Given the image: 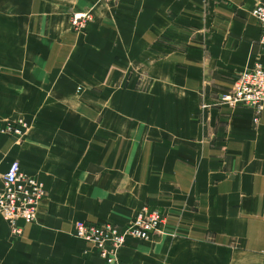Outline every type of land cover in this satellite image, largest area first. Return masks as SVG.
<instances>
[{
  "label": "crops",
  "instance_id": "crops-1",
  "mask_svg": "<svg viewBox=\"0 0 264 264\" xmlns=\"http://www.w3.org/2000/svg\"><path fill=\"white\" fill-rule=\"evenodd\" d=\"M257 1L0 0V121L29 124L0 187L18 160L46 189L21 236L0 216V264H108L75 224L143 209L165 221L119 264H264V108L215 104L264 64Z\"/></svg>",
  "mask_w": 264,
  "mask_h": 264
},
{
  "label": "built area",
  "instance_id": "built-area-1",
  "mask_svg": "<svg viewBox=\"0 0 264 264\" xmlns=\"http://www.w3.org/2000/svg\"><path fill=\"white\" fill-rule=\"evenodd\" d=\"M103 3H117L119 0H100ZM252 14L260 26V42L264 43V0H258ZM72 26L81 29L94 19L92 9L74 11ZM231 107L248 106L254 111L257 123L264 108V64L258 62L244 68L237 76L230 90L221 93L215 104ZM203 103V107L210 106ZM24 117H11L0 121V135L21 141L28 129ZM46 195V189L34 174L24 171L18 160L10 162L2 176L0 187V216L9 224L10 236L19 237L23 233L22 223L36 220L38 203ZM161 211L143 209L131 217L125 226L114 223L79 220L75 224L74 235L93 246L108 264H119L117 252L130 240L144 241L160 231L165 221Z\"/></svg>",
  "mask_w": 264,
  "mask_h": 264
}]
</instances>
